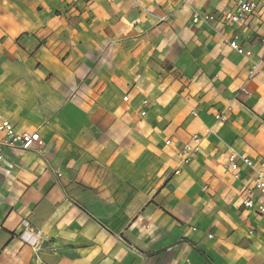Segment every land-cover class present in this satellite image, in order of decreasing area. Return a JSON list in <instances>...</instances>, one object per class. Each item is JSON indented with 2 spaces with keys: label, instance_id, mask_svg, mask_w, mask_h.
Here are the masks:
<instances>
[{
  "label": "crops",
  "instance_id": "0c3cea01",
  "mask_svg": "<svg viewBox=\"0 0 264 264\" xmlns=\"http://www.w3.org/2000/svg\"><path fill=\"white\" fill-rule=\"evenodd\" d=\"M263 37L264 0H0V125L41 139L3 153L0 264H264Z\"/></svg>",
  "mask_w": 264,
  "mask_h": 264
},
{
  "label": "built area",
  "instance_id": "2783aa9c",
  "mask_svg": "<svg viewBox=\"0 0 264 264\" xmlns=\"http://www.w3.org/2000/svg\"><path fill=\"white\" fill-rule=\"evenodd\" d=\"M254 10L253 4H241L238 6L235 13L224 11L221 12L218 18L222 19L226 24H237L240 23L243 18L251 14ZM214 16H200L199 14H194V23H198L201 20L205 21H212L214 20ZM227 43L235 49L238 53L243 54L245 53L240 46L238 45L237 41L234 40L232 42L227 41ZM262 43L264 44V37L262 38ZM245 55L250 56V53L247 52ZM245 92V89H243ZM124 101H128V98H124ZM218 121H225L226 117L223 114H219L217 117ZM193 144H185L183 148L179 152V157L181 158L182 162L188 163L192 158L196 156L197 153L201 150L200 144L201 139L198 136H193ZM41 142L39 133H27V132H17L13 125L8 122L4 121L0 125V166L3 163V153L6 150H21V151H29L39 145ZM170 145L171 142L168 141L166 143ZM244 164L246 167L251 169L253 168V162L240 156L236 153L235 150L231 149V153L228 156V161L226 167L233 172H235V178H239V170L240 165ZM255 188L262 194L264 197V172L257 171L256 178H255ZM243 205L247 209H255L257 207V213L264 215V204L256 206L252 196H249L247 199L244 200Z\"/></svg>",
  "mask_w": 264,
  "mask_h": 264
}]
</instances>
